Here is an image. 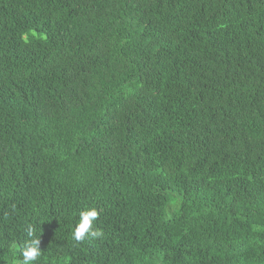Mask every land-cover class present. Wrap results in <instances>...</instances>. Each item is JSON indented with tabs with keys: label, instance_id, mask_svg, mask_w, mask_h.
<instances>
[{
	"label": "trees",
	"instance_id": "trees-1",
	"mask_svg": "<svg viewBox=\"0 0 264 264\" xmlns=\"http://www.w3.org/2000/svg\"><path fill=\"white\" fill-rule=\"evenodd\" d=\"M29 224L38 264H264V0H0V264Z\"/></svg>",
	"mask_w": 264,
	"mask_h": 264
},
{
	"label": "clouds",
	"instance_id": "clouds-1",
	"mask_svg": "<svg viewBox=\"0 0 264 264\" xmlns=\"http://www.w3.org/2000/svg\"><path fill=\"white\" fill-rule=\"evenodd\" d=\"M15 206H13V209ZM98 211L95 207L85 208L79 211V222L73 229L72 239L77 243L82 242L87 237H99L102 232L93 228V221L98 218ZM27 237L30 239L26 240L21 248V255L23 257L19 264H38V261L42 257V250L40 248L41 235L36 234V228L34 225L29 224L26 227ZM13 249H16V244L12 245Z\"/></svg>",
	"mask_w": 264,
	"mask_h": 264
}]
</instances>
